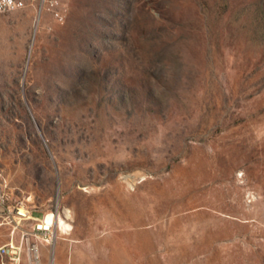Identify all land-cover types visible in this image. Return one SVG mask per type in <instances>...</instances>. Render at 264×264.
Listing matches in <instances>:
<instances>
[{"label":"rangeland","instance_id":"1","mask_svg":"<svg viewBox=\"0 0 264 264\" xmlns=\"http://www.w3.org/2000/svg\"><path fill=\"white\" fill-rule=\"evenodd\" d=\"M0 172L41 264H264V0L0 16Z\"/></svg>","mask_w":264,"mask_h":264},{"label":"built area","instance_id":"2","mask_svg":"<svg viewBox=\"0 0 264 264\" xmlns=\"http://www.w3.org/2000/svg\"><path fill=\"white\" fill-rule=\"evenodd\" d=\"M71 0H0V16L34 7L37 18L50 14L57 23L64 24L70 9ZM8 190V183L0 172V228L10 229L9 241L0 246V264H21L23 253L29 264H41L42 242L52 244L54 225L46 216L34 217L23 202L15 205ZM33 223L31 231L24 226ZM25 246V248H24Z\"/></svg>","mask_w":264,"mask_h":264},{"label":"bare ground","instance_id":"3","mask_svg":"<svg viewBox=\"0 0 264 264\" xmlns=\"http://www.w3.org/2000/svg\"><path fill=\"white\" fill-rule=\"evenodd\" d=\"M52 217H54V220H52L51 217H49L48 215H46V219L48 221V223H52L54 226H56V224L58 225L59 223V227H62L63 229H68L69 228V225H67L63 220L59 221L57 219H55V216L53 214H51Z\"/></svg>","mask_w":264,"mask_h":264},{"label":"crops","instance_id":"4","mask_svg":"<svg viewBox=\"0 0 264 264\" xmlns=\"http://www.w3.org/2000/svg\"><path fill=\"white\" fill-rule=\"evenodd\" d=\"M3 229H5V228H3ZM6 230V229H5ZM5 236H9V235H5Z\"/></svg>","mask_w":264,"mask_h":264}]
</instances>
